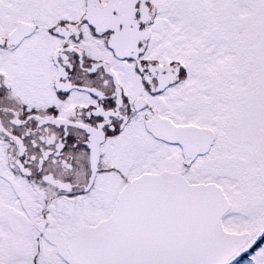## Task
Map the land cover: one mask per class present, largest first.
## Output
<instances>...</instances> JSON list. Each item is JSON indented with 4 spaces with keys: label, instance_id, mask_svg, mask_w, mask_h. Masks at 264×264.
Wrapping results in <instances>:
<instances>
[{
    "label": "snow or ice",
    "instance_id": "snow-or-ice-1",
    "mask_svg": "<svg viewBox=\"0 0 264 264\" xmlns=\"http://www.w3.org/2000/svg\"><path fill=\"white\" fill-rule=\"evenodd\" d=\"M0 264H264V0H0Z\"/></svg>",
    "mask_w": 264,
    "mask_h": 264
}]
</instances>
